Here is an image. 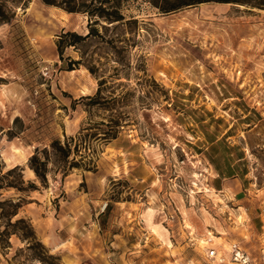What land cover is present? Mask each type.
Masks as SVG:
<instances>
[{
    "label": "rangeland",
    "instance_id": "obj_1",
    "mask_svg": "<svg viewBox=\"0 0 264 264\" xmlns=\"http://www.w3.org/2000/svg\"><path fill=\"white\" fill-rule=\"evenodd\" d=\"M123 13L139 22L132 58L144 57L169 101L147 109L136 101V125L100 146L94 170H73L63 195L49 178L18 216L62 264H217L210 248L236 264L232 243L264 264V9L206 1L161 12L127 0ZM15 19L32 54L17 55L9 25L0 26V170L20 165L38 184L27 167L37 91L48 142L78 131L87 115L80 98L97 82L82 66L62 69L56 53L62 30L84 31L83 14L28 0ZM15 117L29 136L8 138ZM18 195L0 191V199ZM11 252L0 250V264Z\"/></svg>",
    "mask_w": 264,
    "mask_h": 264
},
{
    "label": "trees",
    "instance_id": "obj_2",
    "mask_svg": "<svg viewBox=\"0 0 264 264\" xmlns=\"http://www.w3.org/2000/svg\"><path fill=\"white\" fill-rule=\"evenodd\" d=\"M27 1L0 0V26L9 25V40L16 54L23 55L26 60L32 50L24 31L16 22L15 14L16 8H24ZM41 1L67 13H80L86 17L84 31L62 30L56 35L55 48L62 69L84 67L96 79L97 88L94 94L80 98L87 115L78 131L73 135H64L63 139L50 135L48 142L44 141L42 129L45 123L41 120L38 102L43 92L37 91V117L32 120L36 126L33 138L28 139L29 143L35 142L37 145L27 160V167L38 184L24 179L20 165L7 168L4 172L0 170V191L14 190L20 193L16 197L0 199V250L4 256L12 251L6 258L8 264H62L60 255L53 253L37 236L30 219L18 216L22 206L30 202L26 195L47 188L49 178L58 182L63 195L62 184L73 170H94L100 146L117 138L126 127L136 125L132 115L136 101L141 103V109H147L161 96L167 102L170 99L167 90L147 72L144 57L138 55L132 58L138 43L139 22L134 16L123 13L127 0ZM148 1L161 12L176 11L183 6L206 1L264 9V0ZM68 49L76 56L65 55ZM30 89L34 91L33 86ZM76 104L74 100L71 108L74 109ZM28 129L29 126L25 128L21 119L15 117L6 134L9 139L24 133L26 137L30 135L26 133ZM12 237L22 245L13 248Z\"/></svg>",
    "mask_w": 264,
    "mask_h": 264
},
{
    "label": "built area",
    "instance_id": "obj_3",
    "mask_svg": "<svg viewBox=\"0 0 264 264\" xmlns=\"http://www.w3.org/2000/svg\"><path fill=\"white\" fill-rule=\"evenodd\" d=\"M206 255L209 259H211L212 262H217V264H224L227 259V257L223 253H218L214 248H210L207 251ZM228 258L229 261L236 264H253L250 255L237 243H232L230 245Z\"/></svg>",
    "mask_w": 264,
    "mask_h": 264
},
{
    "label": "crops",
    "instance_id": "obj_4",
    "mask_svg": "<svg viewBox=\"0 0 264 264\" xmlns=\"http://www.w3.org/2000/svg\"><path fill=\"white\" fill-rule=\"evenodd\" d=\"M239 207L241 208L242 206H239ZM243 209H244V210H248V208L245 207V206L243 207ZM219 238H222V237L220 236ZM219 249H220V248H219Z\"/></svg>",
    "mask_w": 264,
    "mask_h": 264
}]
</instances>
